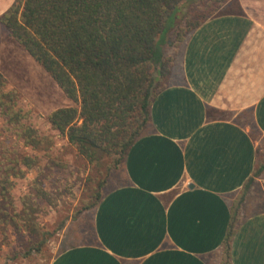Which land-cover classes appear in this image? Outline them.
<instances>
[{"label":"crops","instance_id":"1","mask_svg":"<svg viewBox=\"0 0 264 264\" xmlns=\"http://www.w3.org/2000/svg\"><path fill=\"white\" fill-rule=\"evenodd\" d=\"M180 50L93 242L50 264H223L237 206L229 264H264V0H229Z\"/></svg>","mask_w":264,"mask_h":264},{"label":"trees","instance_id":"2","mask_svg":"<svg viewBox=\"0 0 264 264\" xmlns=\"http://www.w3.org/2000/svg\"><path fill=\"white\" fill-rule=\"evenodd\" d=\"M228 1L16 0L0 22L73 104L49 115L52 128L89 165L101 170L110 162L109 177L144 133L156 97L168 86L174 62L168 48L183 46ZM0 121L4 134L15 135L27 148L41 146L1 77ZM36 165V158L0 144V232L9 225L21 228L40 239L33 248L40 251L45 234L37 223V202L49 201L50 194L38 181L19 212L12 198L13 179ZM263 171L264 165L256 175ZM106 176L98 177L85 210L101 202ZM233 210L223 264H229L239 220V206Z\"/></svg>","mask_w":264,"mask_h":264},{"label":"rangeland","instance_id":"3","mask_svg":"<svg viewBox=\"0 0 264 264\" xmlns=\"http://www.w3.org/2000/svg\"><path fill=\"white\" fill-rule=\"evenodd\" d=\"M181 48L182 45L170 47L168 54L178 59ZM0 77L4 90L13 94L24 123L36 129L42 139L39 149L27 148L15 135L4 134L0 121V144L37 160V165L27 170L23 178L13 179L12 198L16 211L22 209V199L34 190L38 181L50 194L49 201L37 202L40 208L37 223L45 234L41 250L33 249L40 239L9 225L0 232V264H50L66 248L93 242L96 207L90 210L84 207L94 192L98 177L106 176L110 162L101 170L89 165L68 139L52 128L49 115L73 104L1 25ZM121 167L106 176L104 193L122 182Z\"/></svg>","mask_w":264,"mask_h":264}]
</instances>
